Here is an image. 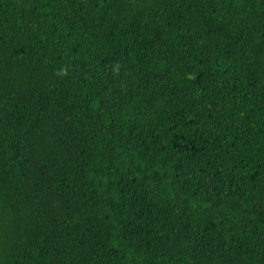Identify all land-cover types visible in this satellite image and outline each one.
<instances>
[{"label":"trees","instance_id":"trees-1","mask_svg":"<svg viewBox=\"0 0 264 264\" xmlns=\"http://www.w3.org/2000/svg\"><path fill=\"white\" fill-rule=\"evenodd\" d=\"M0 264H264V0H0Z\"/></svg>","mask_w":264,"mask_h":264}]
</instances>
